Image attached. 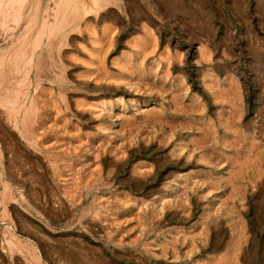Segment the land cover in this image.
<instances>
[{
    "label": "rangeland",
    "instance_id": "rangeland-1",
    "mask_svg": "<svg viewBox=\"0 0 264 264\" xmlns=\"http://www.w3.org/2000/svg\"><path fill=\"white\" fill-rule=\"evenodd\" d=\"M14 57L0 264H264V0H0Z\"/></svg>",
    "mask_w": 264,
    "mask_h": 264
},
{
    "label": "bare ground",
    "instance_id": "bare-ground-1",
    "mask_svg": "<svg viewBox=\"0 0 264 264\" xmlns=\"http://www.w3.org/2000/svg\"><path fill=\"white\" fill-rule=\"evenodd\" d=\"M15 2V1H14ZM13 2V3H14ZM17 2V0H16ZM8 3V2H7ZM5 9V8H4ZM3 13V12H2ZM66 20V19H65ZM16 21V20H15ZM48 27V26H47ZM45 28V27H44ZM43 28V29H44ZM54 29V28H52ZM49 30V29H47ZM51 30V29H50ZM45 31V30H44ZM48 32V31H47ZM52 32V30H51ZM42 33V32H41ZM49 33V32H48ZM40 34V33H39ZM37 41V40H36ZM40 42V40H38ZM35 44V43H34ZM36 46V44H35ZM36 48V47H34ZM48 49V48H47ZM34 50V49H33ZM22 51V50H21ZM49 51V50H48ZM27 52V51H26ZM25 52V53H26ZM22 53V52H21ZM33 53V52H31ZM20 56V55H17ZM20 58V57H19ZM31 58V56H30ZM29 58V59H30ZM12 59V60H11ZM6 59L0 64V105L3 107H10L15 110L16 105L18 103L19 95H21L18 82L17 75L21 72L20 65L15 62L16 57ZM19 66V68H18ZM22 68V67H21ZM28 61L25 63L23 69L24 74L28 69ZM39 73V72H38ZM48 73V72H47ZM20 75V74H19ZM38 75V74H37ZM26 76V75H25ZM23 80V79H22ZM19 81V80H18ZM21 81V80H20ZM20 84V83H19ZM22 90V89H21ZM24 96V95H23ZM22 96V97H23ZM21 97V98H22ZM15 108V109H14ZM7 109V108H6ZM18 109V108H17ZM8 110V109H7ZM14 118V117H13ZM27 126V125H26ZM31 132V131H30ZM34 132V131H33ZM217 260V259H216Z\"/></svg>",
    "mask_w": 264,
    "mask_h": 264
}]
</instances>
